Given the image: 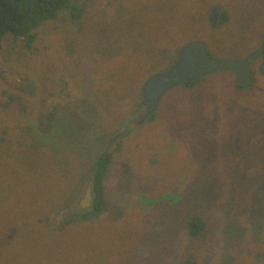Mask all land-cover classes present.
<instances>
[{
	"label": "rangeland",
	"instance_id": "374dc122",
	"mask_svg": "<svg viewBox=\"0 0 264 264\" xmlns=\"http://www.w3.org/2000/svg\"><path fill=\"white\" fill-rule=\"evenodd\" d=\"M71 1L83 6L81 15L60 10L36 28L29 47L11 34L1 41L0 264H182L188 258L264 264L259 56L250 64L255 82L246 90H237L234 73L222 70L202 77L201 92L167 91L163 113L179 98L187 105L181 101L182 111L165 122H143L126 133L134 160L118 152L119 159L111 141L127 117L134 124L138 113L129 112L137 103L130 99L142 94L148 72L172 52L150 47H171L170 38L203 41L210 58H242L264 35V0ZM215 5L235 19L218 24ZM140 35L145 46L153 39L151 55L135 43ZM46 116L50 140L39 156L18 140L38 141L34 132ZM107 145L115 158L102 183L107 207L79 214L90 160ZM168 145L172 153L163 149ZM142 160H169L162 169L167 177L129 168ZM174 187L179 191L172 194ZM167 194L179 198L166 201ZM190 214L205 222L196 238L186 229Z\"/></svg>",
	"mask_w": 264,
	"mask_h": 264
},
{
	"label": "trees",
	"instance_id": "16d2710c",
	"mask_svg": "<svg viewBox=\"0 0 264 264\" xmlns=\"http://www.w3.org/2000/svg\"><path fill=\"white\" fill-rule=\"evenodd\" d=\"M64 8H67L69 10L71 18L79 17L82 13V10H83L82 5H79L76 2H73L71 0H0V47H1V41H2L3 37L6 36L7 34H11L14 38H19V37L25 38L26 39L25 45L27 47H29L35 38L36 28H38V26L41 23H43L44 21H46L48 19L55 18L57 16V14L59 13V11L64 9ZM211 10H214V11L217 10L218 11L217 13H219L218 19H217L218 24L225 23L226 21L228 22L230 20L232 21L235 19V16H232L230 12H228L225 9H222L218 5H215L214 8H212ZM204 20H206V19H204ZM204 20L202 22H204ZM175 30H176V28H175ZM145 36L149 37L148 35H145ZM134 41H135V43H141L144 47V51L147 52L148 54H150V52H149L150 48H152L154 51L156 50L158 52H165L166 49L171 48L172 52L168 56L167 60L165 62H161L159 60L160 63H159L158 70L148 72V73H152V74L156 73L158 71L159 72L163 71L170 64H172L176 60V55H177L178 49L186 43V41H183V40L180 41L178 39L174 40V39L170 38V41L173 42V45L171 47H169L167 45H165V46L155 45V46H152L149 48V44H151L153 42V39H151V38L146 41V46L143 43L144 41H143L142 35H140L139 37L134 39ZM201 42H203V41H201ZM208 48L209 47L206 44L207 55L209 53ZM256 49L257 48H255V50ZM263 56H264V51L262 54L259 55V59L261 60L260 57H263ZM250 64L252 65L253 63H250ZM251 65H249L248 70H247V73L249 74L250 80L246 84H240L235 79V86H236L237 90H239V91L246 90V87L251 86L255 82L256 70H254V66L252 67ZM160 69H163V70H160ZM258 73L264 74L262 72H258ZM204 79L205 78H200L198 80H193V81L186 82L185 84L174 86V87H172L173 89L170 88V90H168V93L171 91L175 92L177 89H181L180 91H182L183 93H187L190 91L201 92V91H199V88H201L203 86V82H204L203 80ZM178 95H180V93H178ZM167 98H169V97H167L166 95H163V97L161 98V101L159 102L156 110L144 120V123H151L155 119L159 120V122H165V120L172 118V116H174V117L177 116L179 114V112L182 111V109L180 110V107H179L181 101L185 105H187L188 99L183 101V99L181 100V98H179L177 100V104H172L173 105L172 108H168L169 106L166 107V110L168 109L167 114L163 113L162 112L163 108L161 109V107L164 106ZM141 100H142L141 92L139 93V95H137V93H136V96L133 99H130V102L135 101L137 103V105L135 108L131 109L129 114L140 112V111L136 112V108L141 103ZM46 118H49V116H46L44 118L40 117L38 120V128H36V131L34 132V133L38 134V139H39L38 141H36L37 139H33V140L27 141L24 144H22V142L20 143V140H18L19 144L27 146L30 150L39 154L41 146L43 145V143H46L44 141L50 140L44 136V135H48L51 131V126H50L51 124L49 123L50 120L46 119ZM45 119H46V121H45ZM133 123L134 124H132L130 122V120H128V117H127L125 123L122 125L123 128L121 129L122 126L119 127L117 129V134L115 135V137L111 138V141L115 140V146L116 147L115 146L114 147L116 149V152H117L119 159H120L119 153L122 154L121 157L124 160H134L135 159L133 147L129 144V142H132L133 140L129 137V134L125 138V135L128 131H130V130L136 128L138 125H140V124H135V122H133ZM173 123H174V121H172L170 124L173 125ZM198 124H199V122L196 123V125H198ZM162 131L165 132V128H163ZM168 133L169 132H167V137L166 136L164 137L166 140V144H168V141L170 142ZM172 141H173V139H172ZM36 142H39V145ZM122 148L124 151L121 150ZM163 149H168L167 152L171 151V153H172L175 150V147H173L172 145H168V146H163ZM113 150H111V145H107L105 147V149L99 151L96 154L95 159L90 160L91 167H90V170L88 171V174H90V176H91V180H90V185L92 187L91 206L87 210H83V209L79 208L77 213L83 214V215L99 214L102 210L106 209L107 204L104 200L105 198H104V194H103L102 183H103V178L105 176L107 169L110 168L111 163L113 162V160H115ZM39 156H40V154H39ZM154 157H156V159H161V156L159 154L158 155L157 154L156 155L151 154V158H154ZM142 161L143 162H141V163H135L134 162V163L130 164L129 168L133 169V171L139 170L142 173L148 172V173H150L151 176H153V174H156V175L161 176V177L162 176L167 177L163 173L162 169L165 166H167L168 164H170L169 160H166V161L165 160H142ZM80 188L81 187H79L78 191L76 192L77 194L81 190ZM178 191L179 190L176 187H174V189L170 190V192H172V194H174ZM178 196L179 195H177V194H175L174 196L167 194L162 198H167L166 201L174 202L176 199L179 198ZM143 197L147 198L146 196L143 195L142 199H143ZM148 199H150V198H148ZM155 201H156V199H154V202ZM113 211H114L113 212L114 215H116L118 213V211H116V210H113ZM26 212L28 213V210ZM74 216L75 215H72L69 219H66L65 222L70 221ZM185 225H186V229H187L189 236L192 238L198 237V235H200L201 232L205 228L204 220L200 216L193 215V214H190L185 218ZM182 264H195V262L193 260H191L190 258H188V259H185Z\"/></svg>",
	"mask_w": 264,
	"mask_h": 264
},
{
	"label": "water",
	"instance_id": "95a60500",
	"mask_svg": "<svg viewBox=\"0 0 264 264\" xmlns=\"http://www.w3.org/2000/svg\"><path fill=\"white\" fill-rule=\"evenodd\" d=\"M215 12L212 13V22L215 20ZM264 49V37L260 47L238 60L224 58H207L205 56L206 44L201 41H190L181 46L176 55V60L165 70L148 76L141 88L142 100L139 104L147 105L143 114L137 118L135 124H141L157 108L163 95L172 87L185 84L186 82L198 80L202 76L230 70L234 73L238 83L246 84L249 80L247 73L250 63L255 60ZM264 73V60L258 67ZM84 197L78 201V207L89 209L91 202L90 187L86 188Z\"/></svg>",
	"mask_w": 264,
	"mask_h": 264
},
{
	"label": "flooded vegetation",
	"instance_id": "af4514ba",
	"mask_svg": "<svg viewBox=\"0 0 264 264\" xmlns=\"http://www.w3.org/2000/svg\"><path fill=\"white\" fill-rule=\"evenodd\" d=\"M263 37H264V35L260 38V41H259V45L257 46V48L258 47H260V45H261V43H262V40H263ZM263 51H264V49H263ZM262 51V52H263ZM261 52V53H262ZM260 53V54H261ZM207 57L208 58H210L208 55H207ZM241 59V58H240ZM236 60H238V59H236ZM264 60V56L261 58V61L259 62V65H260V63L262 62ZM207 75V74H206ZM205 76V75H204ZM204 76H202V77H204ZM201 77V78H202ZM140 105H138V107L136 108V112L137 111H140V112H138V117L137 118H139L142 114H143V112H144V110L146 109V107H147V105H142L141 107H139ZM139 113H141V114H139ZM86 187H90V194H91V190H92V188H91V185H89V186H86ZM85 191H86V189H85ZM86 193V192H85ZM79 201V200H78ZM83 210H87V209H83Z\"/></svg>",
	"mask_w": 264,
	"mask_h": 264
},
{
	"label": "bare ground",
	"instance_id": "6f19581e",
	"mask_svg": "<svg viewBox=\"0 0 264 264\" xmlns=\"http://www.w3.org/2000/svg\"><path fill=\"white\" fill-rule=\"evenodd\" d=\"M205 56L207 57V49L205 51ZM208 58V57H207ZM210 59H213V58H210ZM226 71H230V70H226Z\"/></svg>",
	"mask_w": 264,
	"mask_h": 264
}]
</instances>
